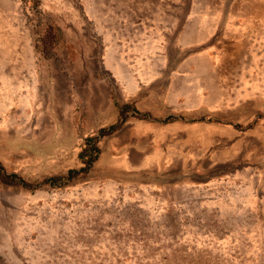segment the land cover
<instances>
[{
    "label": "rangeland",
    "instance_id": "obj_1",
    "mask_svg": "<svg viewBox=\"0 0 264 264\" xmlns=\"http://www.w3.org/2000/svg\"><path fill=\"white\" fill-rule=\"evenodd\" d=\"M0 127V264H264V0H0Z\"/></svg>",
    "mask_w": 264,
    "mask_h": 264
},
{
    "label": "bare ground",
    "instance_id": "obj_2",
    "mask_svg": "<svg viewBox=\"0 0 264 264\" xmlns=\"http://www.w3.org/2000/svg\"><path fill=\"white\" fill-rule=\"evenodd\" d=\"M237 2V1H236ZM235 5V4H234ZM251 6V5H250ZM232 10V9H231ZM247 11V10H246ZM256 22V21H255ZM259 22V21H258ZM261 23V22H260ZM229 32V31H228ZM246 32V31H245ZM246 37V36H245ZM244 37V38H245ZM226 38L229 40L232 38L230 33H227ZM242 39V38H241ZM223 40V39H222ZM244 40V39H243ZM248 41V40H247ZM245 44H243L242 41H238L237 43H235V45L225 49L223 52L222 50L218 51V61L217 64L214 67V70L211 68V75L213 74L214 76H216L217 78H223L224 76H226L228 73H230L231 71V66L232 64H234V62L238 60V57L241 56V47L244 46ZM221 46V45H220ZM234 49V50H233ZM236 57V59H235ZM214 62V61H213ZM232 63V64H231ZM245 63V62H244ZM213 70V71H212ZM207 74H210L209 72H207ZM210 76V75H209ZM236 80V79H235ZM239 83V82H238ZM228 89V88H227ZM240 91V90H239ZM231 92V91H230ZM241 92V91H240ZM255 92V91H254ZM259 92V91H258ZM239 98V97H238ZM156 100V99H155ZM158 100V99H157ZM232 102V101H231ZM230 102V103H231ZM232 104V103H231ZM10 121V120H9ZM12 121V120H11ZM8 122V121H7ZM13 122V121H12ZM10 126V125H9ZM12 127V126H11ZM3 128V127H2ZM0 127V129H2ZM18 128V127H17ZM4 129V128H3ZM2 129V130H3ZM1 130V132H2ZM3 133V132H2ZM5 133V132H4ZM1 134V133H0ZM7 134V133H6ZM11 136V135H10ZM20 135H18L19 137ZM22 136V135H21ZM17 137V136H16ZM14 138V136H13ZM20 138V137H19ZM8 139V138H7ZM22 139V138H21ZM9 141V140H8ZM12 154V153H11ZM256 215V214H255ZM258 218V217H257ZM258 220V219H257Z\"/></svg>",
    "mask_w": 264,
    "mask_h": 264
}]
</instances>
